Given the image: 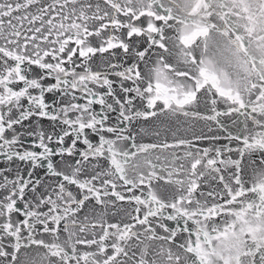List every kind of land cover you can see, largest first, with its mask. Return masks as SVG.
<instances>
[{
    "label": "snow or ice",
    "instance_id": "obj_1",
    "mask_svg": "<svg viewBox=\"0 0 264 264\" xmlns=\"http://www.w3.org/2000/svg\"><path fill=\"white\" fill-rule=\"evenodd\" d=\"M0 158V264H264V0H0Z\"/></svg>",
    "mask_w": 264,
    "mask_h": 264
},
{
    "label": "water",
    "instance_id": "obj_2",
    "mask_svg": "<svg viewBox=\"0 0 264 264\" xmlns=\"http://www.w3.org/2000/svg\"><path fill=\"white\" fill-rule=\"evenodd\" d=\"M51 99V97H49ZM49 121H43L45 128L47 129L49 126ZM192 127L189 124H184L183 126L168 123H161L160 121H147L142 122L136 125V131L139 133L138 142L143 143H159L167 140L171 142L174 139L173 133L175 132L176 137L180 138H191ZM194 130L198 133L201 130L207 132L206 128H203L201 124H196ZM159 132V136L156 133ZM202 144L206 142H201ZM0 167H7V165L0 158ZM111 212V210H109Z\"/></svg>",
    "mask_w": 264,
    "mask_h": 264
}]
</instances>
